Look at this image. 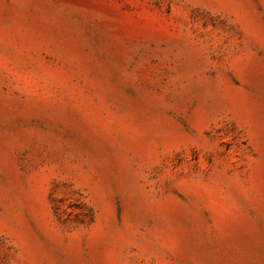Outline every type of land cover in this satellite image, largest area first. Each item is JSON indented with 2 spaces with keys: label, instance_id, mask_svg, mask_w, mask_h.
Segmentation results:
<instances>
[{
  "label": "rangeland",
  "instance_id": "374dc122",
  "mask_svg": "<svg viewBox=\"0 0 264 264\" xmlns=\"http://www.w3.org/2000/svg\"><path fill=\"white\" fill-rule=\"evenodd\" d=\"M0 264H264V0H0Z\"/></svg>",
  "mask_w": 264,
  "mask_h": 264
}]
</instances>
